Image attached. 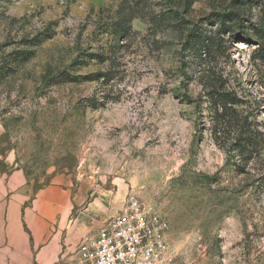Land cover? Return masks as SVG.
Masks as SVG:
<instances>
[{"label": "rangeland", "instance_id": "374dc122", "mask_svg": "<svg viewBox=\"0 0 264 264\" xmlns=\"http://www.w3.org/2000/svg\"><path fill=\"white\" fill-rule=\"evenodd\" d=\"M131 1L145 18L134 20L129 46L117 54L107 94L121 99L98 110L82 108L98 84H59V76L109 69L84 60L108 49L99 27L121 0L0 2V74L15 67L17 52L28 58L0 83L2 166L27 179L18 216H0V252L10 226L27 232L40 191L60 187L68 194L66 232L87 228L82 242L136 196L169 221L174 264H264V155L238 172L212 136L206 102L211 85L225 84L264 131V56L250 30L262 26L264 0ZM232 11L240 21L223 26L216 15ZM194 26L217 38L211 57L184 50Z\"/></svg>", "mask_w": 264, "mask_h": 264}, {"label": "trees", "instance_id": "16d2710c", "mask_svg": "<svg viewBox=\"0 0 264 264\" xmlns=\"http://www.w3.org/2000/svg\"><path fill=\"white\" fill-rule=\"evenodd\" d=\"M11 1L13 0H0V2ZM196 1L190 0L189 5L194 4ZM240 4H243L242 0H234L235 6H239ZM138 9V5L136 7L132 6L131 0H121L115 16L99 27L100 36L107 37L104 44L108 49L104 50L101 54H87V60L84 61H96L102 65L108 64V70L97 71L87 77L75 76L71 78L67 72H63L59 76V84L70 82H93L98 84L99 88L96 93L90 98L82 100V108L98 110L105 108L109 103L120 101L121 95L113 98L107 92L113 93L114 81L116 80L115 71L118 66L117 54L129 46V42L133 37L132 23L137 18H145L141 12H138ZM174 14H164L160 17L150 18V23L157 27L173 19L175 17ZM216 16L223 26H226L229 22L240 21L239 18L241 17L237 11ZM261 23V27L251 24L250 30L252 31V36L260 45V54L264 56V18H262ZM204 34L200 26H194L186 36L184 50L198 53L200 57H203V55L211 57L212 53L218 49V40L212 36L206 37ZM27 60L28 58L22 52H17L16 56L13 57L15 67L11 66V70L7 74H0V83ZM77 63L83 65L84 62L78 59ZM108 88L110 90H101ZM101 92H104V94L100 98L99 94ZM206 102L209 103L211 114L212 136L220 147L227 149L231 156L230 159H233L236 164L234 165L238 172L245 174L249 166L256 160L262 162L264 155V131L259 130L254 122L250 121V114H246L247 112L242 110L241 107L245 104L244 100L235 91H228L224 84L219 87L211 85L206 96ZM259 181L264 187V176Z\"/></svg>", "mask_w": 264, "mask_h": 264}, {"label": "crops", "instance_id": "0c3cea01", "mask_svg": "<svg viewBox=\"0 0 264 264\" xmlns=\"http://www.w3.org/2000/svg\"><path fill=\"white\" fill-rule=\"evenodd\" d=\"M2 160L0 154V216L8 212V216L16 218L24 204L21 195L27 191V179L22 170L9 173L6 168L10 165L3 161L2 166ZM18 197L22 203L17 202ZM67 200L63 188L47 187L40 191L33 208L26 213L27 232L23 225L9 227L4 239L8 246L0 252V264H73L87 228L75 232L72 227L66 232Z\"/></svg>", "mask_w": 264, "mask_h": 264}, {"label": "built area", "instance_id": "2783aa9c", "mask_svg": "<svg viewBox=\"0 0 264 264\" xmlns=\"http://www.w3.org/2000/svg\"><path fill=\"white\" fill-rule=\"evenodd\" d=\"M169 221L131 196L117 217L78 247L73 264H174Z\"/></svg>", "mask_w": 264, "mask_h": 264}]
</instances>
